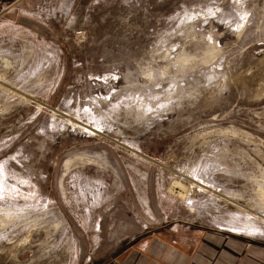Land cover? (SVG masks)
<instances>
[{"label": "rangeland", "instance_id": "374dc122", "mask_svg": "<svg viewBox=\"0 0 264 264\" xmlns=\"http://www.w3.org/2000/svg\"><path fill=\"white\" fill-rule=\"evenodd\" d=\"M16 10L0 18V264H108L204 230L264 242V0Z\"/></svg>", "mask_w": 264, "mask_h": 264}, {"label": "crops", "instance_id": "0c3cea01", "mask_svg": "<svg viewBox=\"0 0 264 264\" xmlns=\"http://www.w3.org/2000/svg\"><path fill=\"white\" fill-rule=\"evenodd\" d=\"M22 1L0 0V18L15 13ZM108 264H264V242L204 230L188 246L152 238L146 250L126 249Z\"/></svg>", "mask_w": 264, "mask_h": 264}, {"label": "bare ground", "instance_id": "6f19581e", "mask_svg": "<svg viewBox=\"0 0 264 264\" xmlns=\"http://www.w3.org/2000/svg\"><path fill=\"white\" fill-rule=\"evenodd\" d=\"M172 187L175 189L177 193H179L181 196L184 195V192L186 191V187L181 184L178 181H174ZM187 193V192H186Z\"/></svg>", "mask_w": 264, "mask_h": 264}, {"label": "built area", "instance_id": "2783aa9c", "mask_svg": "<svg viewBox=\"0 0 264 264\" xmlns=\"http://www.w3.org/2000/svg\"><path fill=\"white\" fill-rule=\"evenodd\" d=\"M76 33H77V34H81V30H77Z\"/></svg>", "mask_w": 264, "mask_h": 264}]
</instances>
